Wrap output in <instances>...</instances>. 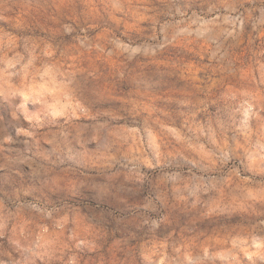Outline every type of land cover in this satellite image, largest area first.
<instances>
[{"label": "rangeland", "instance_id": "obj_1", "mask_svg": "<svg viewBox=\"0 0 264 264\" xmlns=\"http://www.w3.org/2000/svg\"><path fill=\"white\" fill-rule=\"evenodd\" d=\"M0 264H264V0H0Z\"/></svg>", "mask_w": 264, "mask_h": 264}]
</instances>
